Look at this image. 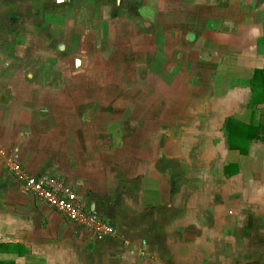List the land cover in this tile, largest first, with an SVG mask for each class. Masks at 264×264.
<instances>
[{"label": "crops", "instance_id": "crops-1", "mask_svg": "<svg viewBox=\"0 0 264 264\" xmlns=\"http://www.w3.org/2000/svg\"><path fill=\"white\" fill-rule=\"evenodd\" d=\"M66 32L90 65L4 54ZM0 37V264H264V0H0ZM10 158L114 235L22 193Z\"/></svg>", "mask_w": 264, "mask_h": 264}, {"label": "built area", "instance_id": "built-area-1", "mask_svg": "<svg viewBox=\"0 0 264 264\" xmlns=\"http://www.w3.org/2000/svg\"><path fill=\"white\" fill-rule=\"evenodd\" d=\"M5 169L22 193L60 213L69 223L84 229L94 238L101 239L114 235L113 225L90 212L81 196L63 180L55 176L30 175L16 158L6 161Z\"/></svg>", "mask_w": 264, "mask_h": 264}, {"label": "rangeland", "instance_id": "rangeland-1", "mask_svg": "<svg viewBox=\"0 0 264 264\" xmlns=\"http://www.w3.org/2000/svg\"><path fill=\"white\" fill-rule=\"evenodd\" d=\"M50 18L51 17L48 16V19H50ZM7 28L8 29L4 30V31H8V32H5L4 35H2L3 39L0 37V39H2L3 41L8 39L6 35H8L12 30L16 29L13 26H9ZM16 31L19 32L18 30H16ZM54 31H55V34L59 33V29H55ZM70 33L71 32H66V36L72 42H68V46H65V47L63 46L62 51H60L56 47H54L53 43L50 44L46 48L41 46L40 44H38V47H35V48L21 47L19 50H16L15 46L9 45L8 46L9 48H5L4 49V54H6L10 58H14L15 56H18L20 54H21V56H28V53L30 55V52H33V55H35L36 56L35 58L37 59V62L35 64V66H40L41 65L43 67L42 69L49 70L52 73L57 72L59 70H60L58 72L59 74L61 73V70H62V72H67V71L70 72L72 70L75 72V70H74L75 68H73L74 67L73 64L71 62H69V61L67 62V59H68L67 56L74 57V56H76L78 54L79 55L84 54L85 58H87L85 65H90L91 64L90 60H91V57H93L92 56L93 52H92V47L91 46H88V48L86 46H83L84 48H81V43L82 42H79L80 40L76 39L75 36L71 35L72 33L71 34ZM12 34L9 37V40H10L9 42L11 44H13V43H15L17 41V40L13 39L16 35L15 34L12 35ZM39 34L41 35V33H39ZM87 34H90V36H88V40H89L88 42H91V40H92V35L91 34L92 33L88 32ZM61 36L63 38L64 37V33L61 34ZM57 37L58 36H55L54 38H57ZM80 39H81V37H80ZM93 39H94V37H93ZM19 42H22V41L19 40ZM20 58L22 59V57H20ZM31 59H32V57H31ZM47 60H48V63L44 65V63L47 62ZM59 76L60 75H58L57 78Z\"/></svg>", "mask_w": 264, "mask_h": 264}]
</instances>
